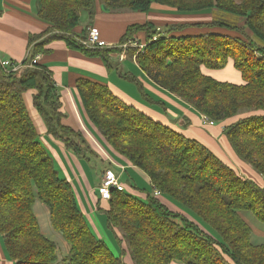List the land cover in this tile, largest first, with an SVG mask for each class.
I'll list each match as a JSON object with an SVG mask.
<instances>
[{
    "label": "trees",
    "instance_id": "16d2710c",
    "mask_svg": "<svg viewBox=\"0 0 264 264\" xmlns=\"http://www.w3.org/2000/svg\"><path fill=\"white\" fill-rule=\"evenodd\" d=\"M35 1L47 29L29 36L28 46L34 47L20 63L26 67L12 73L0 68V236L11 262L57 263V246L41 234L32 212L39 201L49 211L53 230L68 245L61 264H126L127 257L130 264H264V245L251 242V229L241 217L249 211L264 224V184L242 177L197 140L124 103L107 85L79 79L75 89L86 120L111 152L147 176L153 190L152 196L142 197L131 187L111 190L108 201L99 198L97 211L105 215L120 254L115 256L93 234L69 182L38 139L24 93L36 92L32 104L47 134L86 157V149L78 147V141L84 143L82 133L63 124L50 72L41 64L31 65V60L48 53L46 46L54 40L99 58L107 68L111 55L120 51L87 49L79 43L88 28L76 32L80 12L89 13L91 20L94 0ZM98 2L113 11L148 13L157 5L178 13L215 10L236 17L233 24L212 20L189 25L207 29L202 34H181L186 26L175 25L164 27L163 35L150 23L133 24L120 43L143 34L144 51L135 56L139 69L214 124L240 111L254 113L225 127L223 134L239 161L264 183V0ZM212 29L223 33L209 32ZM128 52L130 57L135 51ZM228 60L241 76L239 85L202 72L221 70ZM155 191L178 204L183 214L168 209Z\"/></svg>",
    "mask_w": 264,
    "mask_h": 264
},
{
    "label": "crops",
    "instance_id": "0c3cea01",
    "mask_svg": "<svg viewBox=\"0 0 264 264\" xmlns=\"http://www.w3.org/2000/svg\"><path fill=\"white\" fill-rule=\"evenodd\" d=\"M97 5L100 7L101 11L103 10L104 13L108 12L107 16H109L108 14L110 13V10L103 7L100 3ZM163 8L153 7L152 5L151 10L146 13V19L144 21L124 23L117 22L118 20L110 19L108 17L107 20L94 21L91 23L89 22L84 26L78 25L75 30L77 33H79L86 27H97L100 31L102 40L108 45H117L120 43V38L125 33L127 27L133 24L142 25L144 23H150L156 28V30H158L159 33H163V35L165 34L164 27L175 25L186 26L181 31V34H202L207 33V29L189 25L210 23L212 21L211 12L215 11L206 10L196 13L182 14ZM47 27V23L40 20L37 16V4L35 0H0V58L8 59L14 63H21L31 52V46H28L29 36L43 33ZM209 32L223 33L221 30L219 31L213 29L209 30ZM143 39L144 36L141 33L134 36V40L138 41L139 43H141ZM46 48L49 50V52L38 55L37 63L47 68V70L50 72L51 79L58 90L60 102L62 104L61 111L64 115L63 124L76 131H81L83 128L91 131L93 133L92 135L100 142V144L103 145V149H105L104 151L106 154L104 151H101L106 155L105 160H103L99 155H94L93 157L90 155L86 157L75 155L71 150L67 149L63 143L55 140L49 134H47L43 120L34 109L32 104L33 95L36 93L34 90H28L24 93L25 105L36 127L39 141L52 158L54 167L59 175L69 182L78 207L81 213L84 215L91 231L97 238L103 241L106 239L104 234L106 217L103 213L98 214L97 211V205L101 207L98 202V186L100 179L98 184L95 185L90 166H93V164L96 163L98 164V162L104 164L100 172V178L105 168L112 169L111 167H114L120 170L121 168H124L126 171L128 170L129 172L141 175L145 179L146 184H149V180L147 176L140 170L129 165L122 157H119L111 152L105 145V142L97 135L94 128L88 123L75 89V83L79 79H86L92 82L107 85L112 93L124 103L134 106L153 120L169 126L176 132L181 133L188 138L197 140L207 149H209L214 155L232 167L242 177L248 179L254 178L255 175L253 173V169L248 165L240 163L241 161H238L239 159L236 157L233 150L231 151V149H229V152L234 164L225 157L223 150L224 147L227 148L228 146L226 143V137L222 135V150H219L220 148L216 142L209 138L204 129L201 128V115H199L191 107L183 103L174 95L160 89L158 86L153 84L145 76V74L142 73L134 60L126 57L125 60L120 62L118 58L120 52L115 53L110 57L111 68H107L99 58L86 57L80 51L68 48L65 42L61 40H54L50 42ZM127 61H130L133 64V68L123 65ZM119 64L122 65L120 66ZM225 68H232L238 75L239 82L235 84L239 85L242 83L239 72L233 68L232 60H228ZM208 71L210 70L202 69V72L205 75L210 76ZM123 80L129 81L135 88L123 83ZM121 86L127 89L129 92L133 90V93H128L125 89L121 88ZM134 90H136L135 93ZM136 92L138 95H136ZM155 97L157 100L154 99ZM162 99H165L168 103L163 102ZM205 129L207 130L208 134L210 133V135H219V130L215 124H213L212 127H207ZM218 151H221V156H219L217 153ZM117 174L119 175V180L121 181V176H123V174L121 175L119 172ZM258 181H261V179L255 182L258 183ZM126 187L127 189H130L132 186L130 185ZM140 195L142 197L145 196L144 194ZM159 198L168 209L183 214L181 208L173 205L167 199H164L160 196ZM101 204L103 207V203ZM42 205L39 203V201H35L33 203L32 212L35 218L36 216L38 217L39 211L45 212V216L50 228L54 232L55 236L60 238L64 244L66 252H68L67 243L60 234L53 230L50 224L49 211ZM39 230H41L40 226ZM40 232L45 238H47L44 233H42V230ZM0 264H13L5 251L1 236Z\"/></svg>",
    "mask_w": 264,
    "mask_h": 264
},
{
    "label": "rangeland",
    "instance_id": "374dc122",
    "mask_svg": "<svg viewBox=\"0 0 264 264\" xmlns=\"http://www.w3.org/2000/svg\"><path fill=\"white\" fill-rule=\"evenodd\" d=\"M97 4H99L98 0H94L93 8H92L93 16H92L91 20H90V14L89 13H87L85 11H81L80 12V15H79V26H84L86 23L88 24L89 22L91 23V22H94V21L107 20L108 17L110 19L118 20L117 22H124V23H127V22L135 23V22H139V21H144L146 19V13L135 12V11H131V10H118V11L110 10V13L108 14L109 16H107L108 12L104 13L103 10L101 11L100 7ZM153 7H159L160 8V6H157V5H153ZM161 8H163V7H161ZM101 9H103V8H101ZM163 9H168V8H163ZM182 14H186V13H182ZM211 14H212L211 20L217 21V22H222V23L233 24L235 19H236L235 16L227 14V13H224V12H220V11H214V12H211ZM240 24L241 23L238 24L239 27L241 26ZM183 34H186V33H183ZM84 35L86 37L85 33H84ZM129 41L133 42L135 40L134 39L133 40L132 39H128V40H125L124 42L118 43V44H120V46H121L123 44H126ZM33 47H34V44L31 45V51H32ZM120 50H121L120 48H117L116 50H113V51L117 52V51H120ZM130 50H134L135 51V49H130ZM127 57L132 59V55L129 57V52L128 51H127ZM119 65L121 66L122 64H119ZM123 65L129 66V68H133V64L130 61L125 62ZM208 72H209V75L211 77H213L217 81H221V82L222 81L223 82L226 81V82H230V83H233V84L239 82V77H238V75L236 74V72L232 68H224V69H221V70H210ZM123 81H124L123 83L131 86L132 88H135L133 85H131V83L129 81H127V80H123ZM143 81H144V78H143ZM121 88H123V87L121 86ZM123 89H125V88H123ZM125 90L128 93H130V94L133 93V90L130 91V92L127 89H125ZM135 91L136 90H134V93H135ZM136 95H138L137 92H136ZM154 99L157 100L156 97ZM24 101H25V99H24ZM162 101L165 102V103H168L165 99H162ZM247 112L248 111H240L237 115H235L232 118L226 119V120H224L222 122L215 123V126H217V129L219 130V135L218 136L210 135V133L208 134V132H207V130L205 128H207V127L210 128L212 126L208 125L202 119H200V122H201L200 125H201V128H203L204 131L207 133V136H209V138H211L214 142H216V144L220 148L219 150H222L221 141H222V137L223 136L225 137V135L223 134V129L225 127L229 126L231 123L235 122L237 119H240L241 117H247V116L251 115V113H247ZM80 132L82 133V137H83V139L81 138V140H84V143H80L78 141V145H79L78 147L80 149H83V150L86 149V151H87L86 155L87 156L90 155V156L93 157L94 155L95 156L99 155L103 160H105V156H106L105 155L106 152L104 151L105 149H103V145L100 144V142L92 135L93 133L91 131H89L88 129H86V128H83ZM226 143H227L228 146H227V148L224 147V150H223L224 155H225V157L227 159H229L234 164V162L231 159L230 152H229L230 151L229 149H231V151H232V148H231L230 144L228 143V141ZM99 147L104 151L105 154H103L101 152ZM217 153L219 154V156L222 155L221 151H218ZM240 163H243V162H240ZM243 164H245V163H243ZM245 165H247V164H245ZM103 166H104V164H102L101 162H98V164L96 163V164H93V166H90V169H91L92 174H93L95 185H97L98 182H99L100 172H101ZM111 168L115 172H117V173L119 172V173H121V175L123 174V176H121V182L124 183L126 186H130L131 185L132 188H134L138 193H141V194H144V195L148 194L150 196L153 195V190L151 189L150 184H146L145 179L141 175L129 172L128 170L126 171V170H124V168L122 170L114 168V167H111ZM253 173H254L255 176H254L253 179H250V180L257 181V180L261 179V177L258 174H256L255 172H253ZM258 184H260V185L264 184L262 179H261V181H258ZM171 203L173 205H175V203L173 201ZM42 206L46 208V206H44V205H42ZM100 213H102V212L98 211V214H100ZM190 215L193 218H195L192 214H190ZM241 217L251 229V236H250L251 242L253 244H255V245H264V224L260 223L253 216V214L251 212H249V211L242 212L241 213ZM36 218H37L38 224L40 226V229L42 230V233H44V235L47 238H49L51 241H53L56 244V246H57V263L56 264H61L62 260L67 255V252L65 250L63 242L60 240V238H57L55 236L54 232L50 228V226L48 224V221L46 219L44 211H42V212L39 211L38 212V217L36 216ZM43 229H44V231H43ZM104 229H105L104 230V234H105V238H106V239H104L105 240L104 242L106 243L108 248L111 250V252L115 256H117L121 252L120 246L117 243L114 235L106 228V226H104ZM125 261H126V264H130L128 257L125 258ZM170 264H183V263L172 262Z\"/></svg>",
    "mask_w": 264,
    "mask_h": 264
},
{
    "label": "built area",
    "instance_id": "2783aa9c",
    "mask_svg": "<svg viewBox=\"0 0 264 264\" xmlns=\"http://www.w3.org/2000/svg\"><path fill=\"white\" fill-rule=\"evenodd\" d=\"M86 37L84 40L79 41L85 48L88 49H106V50H116L120 48L121 52L119 54V61L122 62L126 59L128 49H135V53L132 55V60L135 61V56L137 54L143 53L146 43H139L138 41H129L126 44L120 46L117 45H108L105 41L102 40L100 31L97 27L91 26L86 29ZM157 35L153 37L152 40H155ZM31 65L37 64L38 55L34 56L31 60ZM26 67L20 63H14L8 59L0 58V68L7 73H12L18 71L20 68ZM204 122L212 126L214 123L208 120L205 116H201ZM95 141V140H94ZM96 142V141H95ZM99 149L103 151L100 147ZM121 168V167H120ZM122 170V168H121ZM111 190H116L117 192L127 191V187L119 180V175L112 169H105L101 175L100 183L98 186L99 198L103 201H108L111 196ZM155 196H159L158 191L154 192Z\"/></svg>",
    "mask_w": 264,
    "mask_h": 264
}]
</instances>
